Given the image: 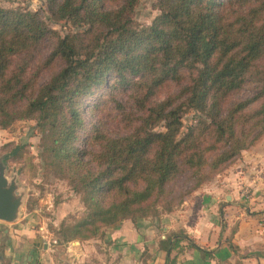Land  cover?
<instances>
[{
    "label": "trees",
    "instance_id": "obj_1",
    "mask_svg": "<svg viewBox=\"0 0 264 264\" xmlns=\"http://www.w3.org/2000/svg\"><path fill=\"white\" fill-rule=\"evenodd\" d=\"M139 2L46 0L55 19L79 29L64 36L38 13L0 7V127L36 121L46 174L81 196L85 214L60 226L66 244L175 212L192 194H174L181 176L196 190L264 139V0H155L159 15L143 27L133 18ZM47 40L53 50L41 60ZM111 80L131 89L142 116L125 137L98 126L83 137V100ZM173 83L179 95L161 101ZM249 84L257 93L233 100ZM190 110L199 117L181 136Z\"/></svg>",
    "mask_w": 264,
    "mask_h": 264
},
{
    "label": "rangeland",
    "instance_id": "obj_2",
    "mask_svg": "<svg viewBox=\"0 0 264 264\" xmlns=\"http://www.w3.org/2000/svg\"><path fill=\"white\" fill-rule=\"evenodd\" d=\"M154 4L155 0H140L133 15L137 26H149L159 15ZM0 7L38 13L51 29L56 30L62 36L79 30L69 26L65 21L55 19L47 10L46 0H0ZM109 8H117V5H109ZM53 46L51 41H45L40 52L41 60H46L49 57ZM62 67L63 63L59 62L52 71H58ZM51 74V71L44 72L41 75L39 86L46 84L50 80ZM179 93L180 87L173 83L164 89L160 100L176 97ZM256 93L257 88L253 84H249L235 95L233 100H245L253 97ZM83 104L86 125L83 137L90 135L93 126L100 127L109 138L125 137L132 133L135 124L138 123V118L142 116L136 107L131 89L118 85L114 80L106 84L95 96L85 98ZM198 117L199 115L192 110L184 115L181 136L187 132L188 127L196 123ZM158 130L164 131L165 129L159 128ZM16 145L25 146L22 156L9 158L7 153ZM40 145L41 135L36 127V121L20 120L13 123L8 129L0 127V163L5 166L9 179L16 178V183L22 192L24 204L21 219L28 231L30 230L39 238L43 237L47 243L57 246L58 250L62 251L67 244L62 241L61 224L64 221L70 222L73 218H80L85 214L86 208L81 196L72 189L67 181L59 179L53 174H46L41 160ZM78 146L93 153L100 150L99 147L91 144L85 146L83 143H79ZM263 177L264 139L249 150L242 151L223 170L212 174L200 188L194 189L195 182L187 179L188 175L181 176L174 188L172 186L171 188L175 195L181 192H191L192 194L187 200L189 202L195 200L199 196L197 195L199 190L203 188H223V193L229 196V200H226L222 194L224 204L227 202L243 203L246 208L253 207L252 203L255 204L252 200L255 197L253 192L255 185L261 183V189H264ZM236 193H238V197L231 201L230 194ZM242 197L243 199H240ZM4 228H0L1 238ZM76 242H70V244Z\"/></svg>",
    "mask_w": 264,
    "mask_h": 264
},
{
    "label": "crops",
    "instance_id": "obj_3",
    "mask_svg": "<svg viewBox=\"0 0 264 264\" xmlns=\"http://www.w3.org/2000/svg\"><path fill=\"white\" fill-rule=\"evenodd\" d=\"M261 185L253 188V207L224 204L223 188H203L159 220L126 221L102 239L67 243L62 251L28 231L22 219L0 221V264H264Z\"/></svg>",
    "mask_w": 264,
    "mask_h": 264
},
{
    "label": "water",
    "instance_id": "obj_4",
    "mask_svg": "<svg viewBox=\"0 0 264 264\" xmlns=\"http://www.w3.org/2000/svg\"><path fill=\"white\" fill-rule=\"evenodd\" d=\"M23 200L16 178L9 179L5 166L0 163V221L8 224L18 222L23 215Z\"/></svg>",
    "mask_w": 264,
    "mask_h": 264
}]
</instances>
